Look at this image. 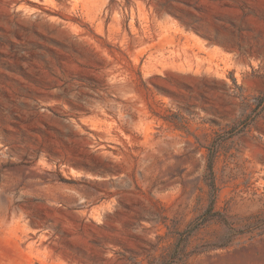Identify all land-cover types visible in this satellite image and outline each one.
Listing matches in <instances>:
<instances>
[{"label": "rangeland", "instance_id": "obj_1", "mask_svg": "<svg viewBox=\"0 0 264 264\" xmlns=\"http://www.w3.org/2000/svg\"><path fill=\"white\" fill-rule=\"evenodd\" d=\"M0 264H264V0H0Z\"/></svg>", "mask_w": 264, "mask_h": 264}, {"label": "trees", "instance_id": "obj_2", "mask_svg": "<svg viewBox=\"0 0 264 264\" xmlns=\"http://www.w3.org/2000/svg\"><path fill=\"white\" fill-rule=\"evenodd\" d=\"M211 167H212V165H211Z\"/></svg>", "mask_w": 264, "mask_h": 264}]
</instances>
